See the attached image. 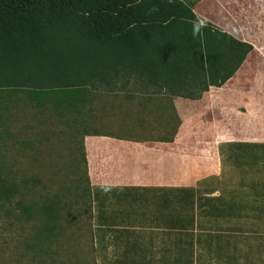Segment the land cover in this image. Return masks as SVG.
Returning a JSON list of instances; mask_svg holds the SVG:
<instances>
[{"label": "trees", "instance_id": "obj_1", "mask_svg": "<svg viewBox=\"0 0 264 264\" xmlns=\"http://www.w3.org/2000/svg\"><path fill=\"white\" fill-rule=\"evenodd\" d=\"M193 7V0H0V109L10 91L115 92L122 78L200 99L230 81L253 47ZM231 147L256 164L264 159V144ZM99 191L106 195L95 198L102 264H196L202 219L244 218L241 204L194 187Z\"/></svg>", "mask_w": 264, "mask_h": 264}, {"label": "rangeland", "instance_id": "obj_2", "mask_svg": "<svg viewBox=\"0 0 264 264\" xmlns=\"http://www.w3.org/2000/svg\"><path fill=\"white\" fill-rule=\"evenodd\" d=\"M247 7L250 11L245 10ZM200 9L199 14L207 22L233 32L254 50L233 79L220 87L229 91L231 97L220 115L213 110L215 126L181 131L183 142L187 137H223L219 139L226 143L200 142L192 154L183 150V181L175 177L179 171L175 162L171 183L197 188L199 194L214 197L222 194L227 201L241 204L244 209L242 220L229 216L201 220L205 232L197 246L196 264H264V159L256 164L248 160L247 152L231 147L264 144V0H205ZM116 89L156 93L161 88L122 78ZM10 92L0 124V251L9 242L5 231L13 219L26 229L23 235L14 230L23 241L24 264H102L97 253L99 204L95 198L98 194L101 201L105 200L106 195L99 191L103 186L82 176L68 177L64 175L67 170L60 175L55 170L62 165L57 162V147H44L38 141L21 143L20 131L27 125L20 120L21 115L26 122L31 121V126L42 123L33 109L36 97ZM207 116L197 114V126H202V119ZM204 124L211 125L209 121ZM172 132L175 135L179 131ZM64 205H70L74 221L65 227L70 229L68 236L61 238L62 233H55L58 225L52 223V218L56 209ZM59 228L63 230V226ZM116 255L115 247L111 246L109 257L113 259Z\"/></svg>", "mask_w": 264, "mask_h": 264}, {"label": "crops", "instance_id": "obj_3", "mask_svg": "<svg viewBox=\"0 0 264 264\" xmlns=\"http://www.w3.org/2000/svg\"><path fill=\"white\" fill-rule=\"evenodd\" d=\"M193 1L194 13L207 22L208 19L199 14L205 0ZM249 4L250 1L244 6ZM249 7L245 10L250 11ZM221 30L244 42L233 32ZM19 92L26 97H36L33 109L42 123L31 126V121L26 122L21 115L20 120L27 124L20 131L21 143L38 141L44 147H57V162L62 165L55 170L60 175L67 170L64 175L68 177L82 176L94 183L98 181L99 186L105 188H183L182 184L171 183L175 162L179 170L175 177L183 181V150L192 154L200 142L226 143L219 139L223 137H187L183 142L181 133L183 129L215 126L211 116L213 110L214 114L220 115L231 97L230 92L222 88L211 87L198 100L153 92L96 91L90 87ZM5 107L4 103L0 109V124ZM197 114L208 115L202 119V126H197ZM204 121L211 125L204 124ZM172 131L179 132L172 135ZM183 144L186 147L183 148ZM69 206L56 209L52 218V223L58 225L55 233H62L61 238L68 236L70 229L65 230V227L74 221ZM9 222L5 231L9 242L0 251V264H24L22 257L26 252L22 250L23 241L14 230H20L23 235L26 229L21 222L16 224L13 219ZM61 226L63 230L59 228ZM11 238H16V241H11Z\"/></svg>", "mask_w": 264, "mask_h": 264}]
</instances>
